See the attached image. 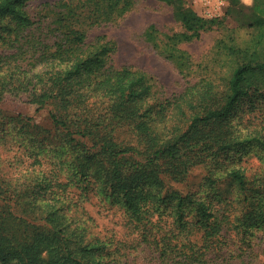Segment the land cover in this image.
I'll use <instances>...</instances> for the list:
<instances>
[{
  "label": "trees",
  "instance_id": "obj_1",
  "mask_svg": "<svg viewBox=\"0 0 264 264\" xmlns=\"http://www.w3.org/2000/svg\"><path fill=\"white\" fill-rule=\"evenodd\" d=\"M30 1L0 0V42L6 47L0 53V130L5 129V120L21 125L20 130L30 131L31 141L56 147L60 165L54 175L37 172L24 179L0 172V264H121L120 256L127 253L124 247L99 237L71 214V195L64 193L72 183L90 191L99 187L108 198L117 197L139 227L142 241L159 248L162 258L207 264L205 257L221 242L220 209L196 194L171 195L174 205L163 207L165 199L158 191L161 173L179 178L178 168L188 161L184 160L188 152L201 146L225 151L257 142L264 149V137L237 140L227 129V119L242 100L264 85V61L255 62V51L239 52L223 103L208 99V91H196L184 100L194 114L182 130V119L170 124L168 115L173 104L182 109L180 103H146L151 92L146 78L109 63L115 43L105 35L89 40L90 29L116 22L134 0H60L34 13L28 10ZM177 15L186 32L170 40L199 38L206 21L194 10L178 8ZM251 19L250 26L258 30V46L264 39V0H256ZM19 94L38 111L51 106V127L4 113L2 102ZM115 125L133 128L135 143L118 140ZM231 176L247 189L244 173L234 168ZM251 197L245 199L253 209L248 214L244 208V216L252 218L251 226L264 228V208H259L264 199ZM167 215L173 217V236L160 231ZM197 231L201 241L195 239Z\"/></svg>",
  "mask_w": 264,
  "mask_h": 264
},
{
  "label": "rangeland",
  "instance_id": "obj_2",
  "mask_svg": "<svg viewBox=\"0 0 264 264\" xmlns=\"http://www.w3.org/2000/svg\"><path fill=\"white\" fill-rule=\"evenodd\" d=\"M58 1L32 0L28 10L34 13L44 5ZM255 2L178 0L176 4H169L162 0H134L131 9L116 22L90 29L89 40L105 35L115 43L116 50L109 63L115 69L129 68L146 78L151 87L146 103L156 105L166 100L180 103L182 109L173 104L168 115L172 119L170 124L178 117L182 119L180 127L185 130L187 120L194 114L191 106L184 102L186 98L202 90L208 91V99L223 103V93L238 58H241L238 53L255 51V62L264 61V39L257 46L258 30L250 26ZM178 8L194 10L206 21L199 38L179 42L170 40L173 35L186 32L177 15ZM213 19L217 21L211 22ZM5 48L0 42V53ZM259 86L260 90L252 89L250 97L244 98L227 119V129L238 137L237 140L264 137V85ZM192 99L196 104V96ZM2 108L7 115L24 119L31 117L42 127L52 125L51 106L38 111L37 105L30 104L22 94L6 98ZM1 123L3 120L0 118ZM4 125L5 129L0 130L1 174L13 179H24L29 174L36 176L37 172L54 175L52 171L58 170L56 165H60L56 147L31 141L30 131L20 130L19 124L5 120ZM115 130L118 140L135 143L133 128L115 125ZM35 131L32 132L34 137ZM50 139L56 140L51 136ZM184 160L188 161L178 168L179 178L171 177L167 172L161 173L162 185L158 191L165 199L162 206L170 208L174 205L176 200L171 195L196 194L212 200L214 208L220 209L217 213L223 216L224 222L219 249L209 251L206 263L264 264V228L260 224L251 226L249 219L252 218L248 214L253 207L245 199L251 195L264 199V149L257 142H245L225 151L201 146L190 154L188 152ZM234 168L244 173L248 181L246 190H242L231 176ZM163 169V165L159 166L160 171ZM97 191L99 187L90 191L82 184L80 187L72 183L64 195H71V214L91 232L124 247L123 251L127 253L120 256L121 264H178L179 258H162L159 248L146 246L139 227L130 221L117 197L108 198ZM244 208L248 211L246 216ZM259 208H264V200ZM188 214L190 218L193 216ZM253 214L256 216L257 213ZM247 222L249 226L245 225ZM160 224L163 235L173 236L172 215H167ZM201 235L197 231L195 239L201 241Z\"/></svg>",
  "mask_w": 264,
  "mask_h": 264
}]
</instances>
